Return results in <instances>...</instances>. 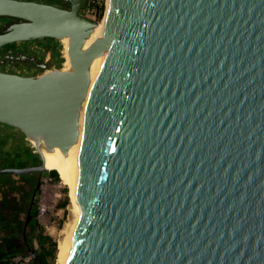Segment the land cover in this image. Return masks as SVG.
<instances>
[{"label": "water", "instance_id": "95a60500", "mask_svg": "<svg viewBox=\"0 0 264 264\" xmlns=\"http://www.w3.org/2000/svg\"><path fill=\"white\" fill-rule=\"evenodd\" d=\"M68 1L0 0V48L67 38L71 65L0 71V123L42 161L3 172L78 143L99 59L66 264H264V0H112L88 48L101 20Z\"/></svg>", "mask_w": 264, "mask_h": 264}, {"label": "flooded vegetation", "instance_id": "af4514ba", "mask_svg": "<svg viewBox=\"0 0 264 264\" xmlns=\"http://www.w3.org/2000/svg\"><path fill=\"white\" fill-rule=\"evenodd\" d=\"M34 1L48 2L65 8L71 6L68 0ZM13 21L11 18L0 20V32ZM33 42L35 41L14 43V46L0 48V68L26 70V76L42 74L44 71L39 65L46 63L45 58L41 56V47L32 44ZM54 50L49 52V65L55 58ZM13 138L0 131V254L5 255L28 248V235L35 221L38 183L42 178L39 171L19 175L3 172L11 169L39 170L42 163L35 151L28 150L25 144L21 146L17 138Z\"/></svg>", "mask_w": 264, "mask_h": 264}, {"label": "bare ground", "instance_id": "6f19581e", "mask_svg": "<svg viewBox=\"0 0 264 264\" xmlns=\"http://www.w3.org/2000/svg\"><path fill=\"white\" fill-rule=\"evenodd\" d=\"M111 1L112 0H107L106 10H105L103 19L100 22L99 26L96 27L90 39L84 43V48H88L89 46H91L104 33L105 24L108 18ZM61 43L68 45L69 40L65 38L61 41ZM66 56L67 58H69L68 49H67ZM70 68H71V65H70V60H69L68 65L63 70L69 71ZM98 68H99V59L93 62L91 69H90L91 77L92 79H94V82H95V87L90 93V95L86 98L82 106V111L80 114V123H79L80 136H79L78 143H76L68 151L67 154H63L59 150V148H56L52 152H48L42 148L43 158H44V162H45V166L47 170H54V169L57 170L61 174L62 179L64 180V182L66 183V185L70 188L72 192L71 202L73 204V208H72L73 216L70 219V221L68 220L69 222H67L65 228L60 230V239L58 241V252H57L55 264H66L67 263L74 239L76 237L77 230L81 223V213H80L77 200H76V190H77V180H78L77 158H78V149L82 143L86 126L96 108V104L98 100V88H97ZM30 142L33 145H35L34 147L36 148L35 142L34 141H30ZM31 252L32 251H30L29 255L27 256H30L32 258Z\"/></svg>", "mask_w": 264, "mask_h": 264}, {"label": "rangeland", "instance_id": "374dc122", "mask_svg": "<svg viewBox=\"0 0 264 264\" xmlns=\"http://www.w3.org/2000/svg\"><path fill=\"white\" fill-rule=\"evenodd\" d=\"M46 39L47 38L39 39L38 41H35L32 44H35L41 47V56L43 59L45 58L44 62L47 63V62H50V60L48 59L50 58L51 53L47 52L45 56H43V46L44 45L41 44ZM56 44L61 48V50L57 54V59L54 58L52 63H50L51 64L50 67L53 69L63 70L65 68V67L63 68V65H65L67 62L69 63V58L65 59V55L67 53L66 50L68 48L67 47L68 45L64 44L63 46L60 41H57ZM62 50H63L64 55H62ZM0 70L5 71V72H11L13 74L23 75V76L28 75L27 71L22 70V69L17 70L15 68L2 67L0 68ZM41 72L42 70H40V73ZM0 131H3V133H5V135L7 136H12L14 138H17V140L19 141L18 144H20L21 146L25 144L28 150L35 151V147H34L35 145L32 144L34 147L33 148L30 144L31 142L26 138V136L20 130H16L15 128H12L9 125L0 123ZM45 172L42 174L41 186L39 188L38 196H37L36 221L39 224V227L43 229L46 234L50 235L54 240L59 241L60 230L65 228L67 222H69L73 216L72 214L73 204L71 202L72 192L70 188L66 185L63 179L59 183L54 182L46 175ZM41 209H45V214L42 217H38L39 213L41 212ZM60 224H63L62 229H60ZM34 248L37 249L36 243L34 245ZM18 256H24V255L19 254V255H16L14 258Z\"/></svg>", "mask_w": 264, "mask_h": 264}, {"label": "trees", "instance_id": "16d2710c", "mask_svg": "<svg viewBox=\"0 0 264 264\" xmlns=\"http://www.w3.org/2000/svg\"><path fill=\"white\" fill-rule=\"evenodd\" d=\"M2 19H6V18H0V20ZM56 43L57 41L51 38H47L43 43H41L44 45L43 46V56H45L47 52H51L53 51V49H55L54 56L57 59V54L60 52L61 48ZM61 44L64 46L63 43ZM14 45H15L14 43L9 44L6 46V48L14 46ZM62 55H64L63 50H62ZM65 59H67L66 55H65ZM67 65H68V62L65 65H63V68L66 67ZM30 144L33 147L32 143ZM45 173L54 182L59 183L62 180L61 174L55 169L47 170ZM36 215H37V209H35L34 211L35 221L28 235V248L26 250L27 252L25 250L24 252L21 249V250L15 251L12 254H8V255L0 254V264H10L11 260L16 255L20 254V255L25 256L29 254L30 251L33 252V255H32V259L29 262V264H55L57 252H58V241L54 240L50 235L46 234L44 230L39 227V224L36 221ZM62 226L63 224H60V229H62ZM35 243L37 244V249L34 248Z\"/></svg>", "mask_w": 264, "mask_h": 264}, {"label": "built area", "instance_id": "2783aa9c", "mask_svg": "<svg viewBox=\"0 0 264 264\" xmlns=\"http://www.w3.org/2000/svg\"><path fill=\"white\" fill-rule=\"evenodd\" d=\"M107 0H87L85 7L82 9V14L92 19L101 20L105 14ZM45 214V209H41L38 217ZM30 256H18L13 258L10 264H27L30 261Z\"/></svg>", "mask_w": 264, "mask_h": 264}]
</instances>
